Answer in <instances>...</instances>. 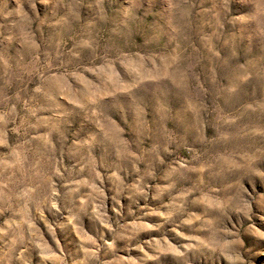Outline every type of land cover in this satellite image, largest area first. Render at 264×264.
Wrapping results in <instances>:
<instances>
[{
    "label": "rangeland",
    "instance_id": "1",
    "mask_svg": "<svg viewBox=\"0 0 264 264\" xmlns=\"http://www.w3.org/2000/svg\"><path fill=\"white\" fill-rule=\"evenodd\" d=\"M0 264H264V0H0Z\"/></svg>",
    "mask_w": 264,
    "mask_h": 264
}]
</instances>
